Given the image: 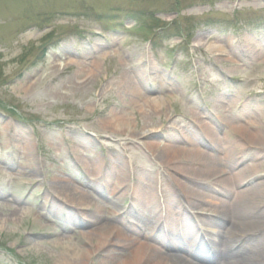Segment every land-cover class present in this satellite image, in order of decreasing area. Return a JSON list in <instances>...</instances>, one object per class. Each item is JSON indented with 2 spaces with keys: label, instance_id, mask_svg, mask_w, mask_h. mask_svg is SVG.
I'll list each match as a JSON object with an SVG mask.
<instances>
[{
  "label": "rangeland",
  "instance_id": "rangeland-1",
  "mask_svg": "<svg viewBox=\"0 0 264 264\" xmlns=\"http://www.w3.org/2000/svg\"><path fill=\"white\" fill-rule=\"evenodd\" d=\"M207 1L0 0V51L3 44L9 46L8 50H2L4 55L0 59V103L15 104L20 117L24 118L12 115L13 119L0 120V222L14 214L19 216L13 221L1 223L0 264H21L19 258L25 264H57L58 256L62 254L60 248L70 241L83 247L87 243H95L98 249L100 246L95 236L99 233L108 235L111 230L105 228L101 232L100 225L105 226L104 221L117 229L131 225L132 220L137 221L144 227L142 230L139 228L142 233L139 237L143 242L145 235L154 233L152 224L159 216L156 213L151 218L144 214L147 212L142 208L151 207L152 203L146 204L141 199L133 200L131 206L126 191L130 176H136L135 191L151 189L156 195L154 202L157 203L159 198L175 210L178 209L181 194L195 202L196 195L189 192L186 185L202 195H209L202 197L200 203H192V206L200 212L205 226L208 227L206 223H214L222 227L223 233L226 232L227 226L219 220L220 211H212L216 208L212 198L224 199V188H220L222 181L205 182L194 177L202 175L192 172L190 167H198L204 161L203 154L206 152L219 150L211 148L212 140L204 135V129L207 130L209 125L219 131V137L224 134L219 125H226L223 137H227L228 145L232 141L231 128L241 125L242 133H245L248 128L246 123L255 124L253 119L264 115V52H258L260 49L252 46L264 41H250V38L264 37V25L257 27V24H264V0ZM67 6L70 12L81 9L86 14L60 19L55 9H67ZM35 7L39 11L38 24L19 33L18 29L32 23L25 19L32 18L31 10ZM104 13L113 14V26L124 20V31H109L111 23L102 15ZM144 14L153 16L158 20L157 24H170L160 31L163 35L167 34V30H170V35L176 30L183 37L168 42L155 39L156 45L151 43V50L148 40L152 31L146 28ZM210 18L213 20L210 21ZM78 27L84 30H81L83 36L74 33ZM187 30L190 35L184 40ZM50 31L55 36L68 37L46 42ZM200 36L201 41L198 40ZM42 44H47L48 57L54 52L52 59L56 58L64 65L58 68L59 71L65 68L62 73H57V68L54 69L48 60V65L30 66ZM178 44L182 45L181 52L173 55L172 49ZM220 44L225 46L223 52L226 56H217L211 50V46L218 47ZM173 56L178 58L172 65ZM48 66L50 68L46 73ZM51 68L55 71L52 72ZM126 73L131 74L134 80L133 88L122 92L123 82L114 84L110 74L118 81L123 76L124 81ZM165 74L170 76L167 80L171 87L162 81ZM232 77L240 80L236 83L224 80ZM83 79H88V86L79 84ZM163 85L169 88V92L160 90ZM174 89L178 95L170 93L175 92ZM109 90L111 95L99 102ZM137 91L144 95H139ZM138 96H145L143 100L167 96L174 99H171V105H162L161 109L143 110L137 104L143 102L137 100ZM224 97L234 101L222 107L226 113L219 117L221 123L216 119L212 124L206 114L214 110L213 103L217 99L228 102ZM0 112H4L1 104ZM114 119L118 122L129 120V125L126 126V123L122 128L117 127L113 124ZM90 140L92 142L88 144ZM128 142L130 145H126ZM73 152H76L75 157L70 155ZM223 155L217 164L219 169L229 170L228 154ZM244 156L250 160L253 148H247ZM27 157L37 169L32 176L21 170ZM75 158L80 166L74 162ZM238 163L235 170L244 166L242 161ZM82 169L91 179L83 177ZM258 169L263 170L256 173L254 170ZM254 170L248 176L264 173V167ZM101 174L124 176V186L113 193L108 177L104 183L107 188L104 184L102 188L98 179ZM57 178L71 181L77 186L80 196L76 194L77 197H74L69 192L59 194L57 191V196L53 195L55 198L49 201L46 187L50 189L49 184ZM216 186L221 194H216ZM91 201L97 202L94 205L100 213L95 219L96 224L74 227L66 207L78 211L86 208L82 204ZM147 210H155V207ZM229 213L227 211L224 217L228 218ZM88 218L93 219L89 214ZM112 234L113 231L109 235ZM257 237V241L252 243L253 248L264 244V232ZM222 240L215 250L232 251L229 245L223 246ZM149 242L158 245L154 240ZM160 242L162 247L173 252V242L165 241L167 246ZM127 248L122 246L117 251L124 254ZM229 257L232 262L236 260V254L232 253ZM246 263L251 262L246 260ZM81 264L114 262L108 263L106 252L100 255L94 253L89 260L82 259Z\"/></svg>",
  "mask_w": 264,
  "mask_h": 264
},
{
  "label": "bare ground",
  "instance_id": "bare-ground-1",
  "mask_svg": "<svg viewBox=\"0 0 264 264\" xmlns=\"http://www.w3.org/2000/svg\"><path fill=\"white\" fill-rule=\"evenodd\" d=\"M198 40L201 41L202 36L198 37ZM213 45L216 46L215 43ZM215 46L213 47L211 46V48L214 51H219L221 53L225 51L224 45L220 44L218 47ZM253 47L257 49H262L264 48V44L256 45ZM52 67L54 69L57 68V72L59 71L58 68H63L62 64H56V63L53 64ZM53 71L55 70L52 69V72ZM82 81H80L79 84L82 83L84 84V86H88L87 84L88 82H86L88 81V79L86 80L83 79ZM125 81L127 82L128 87L132 89L134 80L132 79L131 74L126 75ZM70 86L73 85L70 83ZM160 90L167 92L169 88L163 85V87L160 88ZM137 92L139 93V95L141 94L144 95L143 92L140 91ZM170 93H173L174 95L179 94L176 90L175 92H170ZM144 97L145 96H142V98ZM142 98L141 96H138L137 100H142L143 102L140 101L137 104H139L141 106V109L143 110L144 109L152 110V108L161 109L162 105L163 106H165L166 104L171 105L172 100L174 99L172 96H167L164 98H156L152 100H148V99L143 100ZM228 105H230L229 102L217 100L214 107L215 110L217 109L219 111L222 109V107H226ZM253 121L255 122V124L246 123L248 128L245 133H242L243 129L241 125H236L233 127V129L231 128L232 131L230 132L232 133V141L230 142V144L228 143L227 149H226L227 137H224V139L219 137L216 129L213 126L209 125L207 127V130L204 129L205 131L204 135L210 137V139L212 140V143H210V147L218 148L221 153L219 154L214 151H212L214 153L206 152L205 154H203L205 155L204 161L203 162L201 161L200 164H198V167H190L192 168L190 169L192 172L198 175H202V176H194V177L201 178L205 180V182H211V183H216V181L218 182L222 181L221 183L225 185L223 194L224 196L228 197V199L212 198L216 202L215 205L216 208L212 209V211L214 212L219 210L220 211L219 213H221L222 216H225L227 214V211L230 212L228 215L229 216L228 218H230L231 220L227 228L228 230V239L226 240L227 245L234 244V242L238 237L245 238L248 236L250 239H254L255 241H257L255 239V237H257L256 235H258L260 232H264V175L260 176L257 180L255 179L256 177H254V181L250 185L244 187L242 186V184H244L250 178V176H248L250 171L260 167H264V115H259L255 117ZM126 123H127L126 126H128L129 120L124 119L118 122L117 120L114 119L113 121V124H115V126L120 128H122V126H124V124ZM220 146L223 147L222 149L223 153L220 149ZM153 147L156 150H158V147L156 146ZM246 147L253 148L254 150L252 162L244 166L243 168L235 170L238 164V162L236 163L237 156L239 154L237 150ZM223 154L225 155L228 154L227 158L229 160L228 162L229 170L221 169V168L219 169V166L217 164V160L220 159V157H224ZM259 156L260 158L257 159V157ZM227 158L226 161H228ZM21 168H22L21 169L22 172H24L25 174L29 173V176L35 174L37 170L35 169L34 163L29 157L25 159L24 164L22 165ZM260 170L263 169H258L254 171L257 173ZM222 172H227L226 173L227 175L221 177L219 180L218 175ZM251 174H253V172H251ZM122 185H124V176L117 174L116 177L115 176L112 177L111 187L113 188V193L118 192V190L122 187ZM186 187L189 192L196 195L194 197L195 202L200 203L202 197L204 198L209 196V195L207 196L202 195V193L198 192L196 189L191 188L188 185H186ZM53 188L58 190L59 194L69 192L72 195H74V197H77L76 194L78 195L80 194L77 191L78 190L77 186H75L71 181H67L66 179L63 178H57L54 182ZM85 195L87 196V194ZM155 196L156 195L154 191L151 189L142 190L137 193V197L145 201L146 204L152 203V206L151 207L146 206V209H152L155 207V211H156L157 210L156 206L158 201L157 203L153 201L156 198ZM214 200H210V201H214ZM90 203L82 204V205L90 206L91 205ZM260 206L262 207L260 209H257ZM181 207L183 208L184 206L181 205ZM104 209H107L106 206H104ZM148 211H152V210H148ZM179 212L180 211H178L177 215H179ZM161 213L162 212H160V214ZM172 213H173L172 210L166 211L164 213V215L169 217L170 224L173 223L172 222V220H174L173 218L177 217L176 215H170ZM231 213L233 216L231 215ZM10 217L11 216L5 217V220H2L0 224L2 222L4 223L5 221H13L14 218H19L17 214H14V216H12L11 218ZM94 217L95 219L98 217L97 212L94 213ZM148 217L152 218L151 215H148ZM96 222L97 221H93L92 224H96ZM104 223L105 226L104 224L100 225V228L102 227L101 232H104V230L106 229H111L109 230L108 233L110 234L113 231V234L107 235L105 233L103 234L99 233L98 236H95L100 246L98 249H96L97 244L95 243H90V244L87 243L85 247L78 246L74 244L72 241H70L69 243H64L62 247L60 246L61 247L60 249H62V254L58 256L59 258L57 259V264H81L82 259L89 260V258H91V256L94 255V253L96 255H100L106 252H107L108 263H110L113 260L114 264H199V262L211 264L208 259L202 258L204 254H202L200 251H196V249H193V247L190 249L188 247V252H187L186 246H188L189 243L187 241H182L178 238H175L177 240L174 239V243L178 245L180 248L186 247V249L184 248L183 250H181L178 249L176 245L175 246L172 245V249H173L172 252L169 249L166 250L165 247H162L161 245L162 242L160 241L166 240V237H161V239L154 238L155 240L154 242L158 244L155 245L152 242H149L147 235L144 237L146 239L143 240L142 242V240L139 237V235H142L141 231H139L136 227L132 225H126L125 228L117 229L115 225H110L111 223L109 222L104 221ZM153 224L152 227H154ZM0 226L2 227V224ZM108 236L110 237L109 239ZM119 240L121 241L119 242ZM164 244L166 246L168 245L167 243ZM122 246L128 247L127 253L123 254L121 251L119 250L117 251V249L122 248ZM134 247L135 249H133ZM249 250H250L249 252H244V253L238 251L240 254L237 255L238 257H236V261H235L236 264H247L246 260H249L251 262L250 264H264V244L258 245L253 249L249 248ZM117 255H120V257Z\"/></svg>",
  "mask_w": 264,
  "mask_h": 264
}]
</instances>
